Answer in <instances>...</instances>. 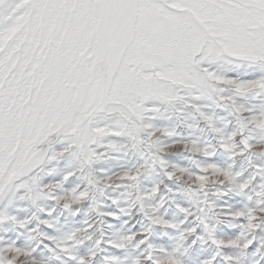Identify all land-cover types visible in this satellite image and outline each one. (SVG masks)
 Returning a JSON list of instances; mask_svg holds the SVG:
<instances>
[{
    "label": "snow or ice",
    "instance_id": "snow-or-ice-1",
    "mask_svg": "<svg viewBox=\"0 0 264 264\" xmlns=\"http://www.w3.org/2000/svg\"><path fill=\"white\" fill-rule=\"evenodd\" d=\"M0 264H264V0H0Z\"/></svg>",
    "mask_w": 264,
    "mask_h": 264
}]
</instances>
